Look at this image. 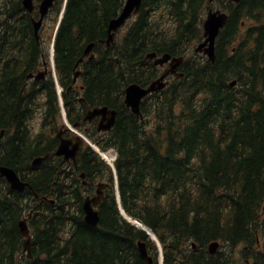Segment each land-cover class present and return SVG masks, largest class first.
<instances>
[{
	"label": "trees",
	"instance_id": "obj_1",
	"mask_svg": "<svg viewBox=\"0 0 264 264\" xmlns=\"http://www.w3.org/2000/svg\"><path fill=\"white\" fill-rule=\"evenodd\" d=\"M124 3L56 0L42 26L43 32L52 26L51 42L55 36L69 121H81L97 106L117 110L111 130L92 124L87 132L102 151H117L115 175L87 142L78 166L56 156L33 164L57 147V82L52 72L30 82L49 45L37 41L23 0H0V132L6 135L0 165L30 183L20 192L0 178V264H160L157 242L125 218L120 205L157 235L163 264H264V0H143L124 37L108 47L109 22ZM215 4L229 17L212 62L190 49L203 39L204 15ZM90 43L96 56L80 63L74 86L76 64ZM152 52L184 56V76H170L166 88L146 96L141 119L126 106L125 93L131 83L147 86L160 75L147 57ZM37 111L39 132L30 123ZM97 178H104V199L93 226L83 203ZM30 212L32 258L20 230ZM139 240L153 262L140 253ZM215 240L224 250L211 255Z\"/></svg>",
	"mask_w": 264,
	"mask_h": 264
},
{
	"label": "water",
	"instance_id": "obj_2",
	"mask_svg": "<svg viewBox=\"0 0 264 264\" xmlns=\"http://www.w3.org/2000/svg\"><path fill=\"white\" fill-rule=\"evenodd\" d=\"M56 0H41L38 4H35V0H23L24 8L34 15V11L36 8L39 10L40 17L37 19L34 16L32 17V22L34 26L35 36L40 42V30L42 28L43 22L45 20L46 15L49 13L50 9L54 6ZM213 1V0H210ZM234 2H239L241 0H232ZM143 4V0H126L120 14L114 18H112L109 22L108 27V37L103 40L106 42L107 46H110L116 38L117 31L126 23V21L133 15L138 14L141 10ZM64 13V10H63ZM228 14L221 9H210L208 14L205 18L203 29H204V40L201 41L195 48V51L200 53H204L208 56L209 60L215 62L217 55H216V41L217 37L220 34L222 28L225 27L228 21ZM95 43H90L84 52V56L80 58V60L76 64V68L80 65L81 62L84 61V57L88 56L90 59L95 58V53L93 52ZM148 58L154 59L155 65L164 66L168 63V67L162 72V74L153 80L149 85L143 86L139 83H131L126 88L125 94V103L126 106L129 107L134 114H136L139 118L144 119V114L142 112L141 106L143 99L150 93L157 92L166 88L168 85V77L170 75H175L176 77H183L184 72L179 71V67L184 62L183 56H173L170 53H165L163 55H158L156 52L149 53L147 55ZM48 65L45 62V69L39 70L37 73H30L28 75V79L34 77L36 79L44 78L45 75L48 73ZM81 74L80 69H76L74 75V83L77 81L78 77ZM237 80L231 82V85H236ZM65 113V112H64ZM96 117H99L97 129L98 131H109L111 130L117 120V110L112 109L108 106H97L91 108L87 111L84 120L85 121H93ZM79 122L73 124V127H78ZM70 127V130L74 128ZM62 136V134L60 133ZM84 139L83 136H77L76 138H61V142L54 152H49L42 156H37L33 160V164H40L43 161L49 159L51 156H64V159L67 161H73L77 164L78 156L81 150L82 140ZM99 151L98 148H96ZM100 154L101 151H99ZM81 177L83 179L86 178V174L82 173ZM0 178H5L7 182L10 184L11 188L20 192H23L30 183L28 181L23 180L18 172L9 166L0 165ZM85 184L87 181L85 180ZM104 183L101 182L98 185L96 194L93 196L88 195L84 199L83 203V210H84V219L85 221L93 226H97L100 222V211L97 208L100 202L104 199V191H103ZM52 202H54L52 200ZM122 214L126 217L130 222L134 223L136 226L144 229L147 233L157 241L158 245L161 247V243L157 238L154 231L140 222L138 219H134L132 216L128 215L126 211L121 207ZM32 217V212L29 213L28 218H24L20 221V230L22 235L26 238L24 242V249L28 253L29 257H33L32 254V235L31 229L29 226L28 219ZM193 246H196V243H193ZM220 247V242L215 240L211 242L208 246L210 254H214L218 248ZM138 249L142 256H144L149 262H153L154 258L150 254L148 250L147 243L143 240L138 241ZM186 264H197L195 262H187ZM205 264H212V263H205Z\"/></svg>",
	"mask_w": 264,
	"mask_h": 264
},
{
	"label": "rangeland",
	"instance_id": "obj_3",
	"mask_svg": "<svg viewBox=\"0 0 264 264\" xmlns=\"http://www.w3.org/2000/svg\"><path fill=\"white\" fill-rule=\"evenodd\" d=\"M211 8H213V9H217V8H219V9H221V10H223V11H226L221 5H219V4H215L214 6H212ZM210 8V9H211ZM209 10V9H208ZM208 10L206 11V13H205V15H204V20H205V18H206V16H207V13H208ZM134 20V17H132V18H130V20H128V22L126 23V25L119 31V33H118V35H117V37H116V39L118 40V41H120L123 37H124V35L126 34V32H127V30H128V28L130 27V25H131V23H132V21ZM50 24H53L52 22H50ZM51 36H52V26L50 25V27H49V29L47 30V31H45V32H43L42 31V33H41V39H42V41H43V44H44V47L46 48L48 45H49V48H48V50H49V56H46V60H51V62H53V64L55 63V58H54V51H55V49L52 47V45H51ZM198 45V43L197 44H195V45H193V47H191V49H190V52L191 53H195V47ZM47 49V48H46ZM189 52V53H190ZM192 55V54H191ZM55 65V64H54ZM42 68L41 69H44V67H43V65L41 66ZM49 68H50V70L53 72V74L55 73L56 74V71H55V67L54 66H52L51 67V65L49 64ZM38 113L36 114V116L34 117V119H32L31 120V124H32V126L34 127V130H35V132H39L42 128V119H41V114L39 113V112H42V111H37ZM64 120H65V117L62 115V117H61V119H60V122H59V126H61V124H64ZM70 122V121H69ZM89 131L92 129V126L90 125L89 126ZM85 136H87L89 139H91L88 135H87V132H82ZM92 140V139H91ZM108 152H110V153H112L113 155L116 153L115 152V149H113V148H111ZM104 160H106V159H104ZM108 160V159H107ZM106 160V162H108ZM102 180H104V178H97L96 179V185H97V183H98V181H102ZM87 194H91V193H86V195ZM222 245V244H221ZM227 249V248H226ZM225 249V250H226ZM220 250H224V247L223 246H221L220 247ZM238 255H240V257H241V253L238 251Z\"/></svg>",
	"mask_w": 264,
	"mask_h": 264
},
{
	"label": "flooded vegetation",
	"instance_id": "obj_4",
	"mask_svg": "<svg viewBox=\"0 0 264 264\" xmlns=\"http://www.w3.org/2000/svg\"><path fill=\"white\" fill-rule=\"evenodd\" d=\"M45 62L46 61H44V68H45ZM167 66V64L165 65V66H163V67H161L162 68V70H163V68L164 67H166ZM48 76H49V72L45 75V77L44 78H41V79H36V78H34V77H32L31 79H29L30 80V82H35V81H37V80H46L47 78H48ZM78 81H79V79H78ZM78 81H77V83H74L73 85L74 86H77V84H78ZM40 114H41V112H39ZM87 113V112H86ZM86 113H85V115H86ZM85 115H84V117H83V119L81 120V121H77V122H79V125H78V129L80 130V131H83V132H88L89 131V126L91 125L92 126V124H96V128H97V125H98V121H99V117H96L93 121H85L84 120V118H85ZM57 137H58V143H57V147L59 146V144H60V142H61V138L62 137H65V138H76L77 137V135H78V133L76 132V131H73V130H70L68 127H66L65 126V124H61V126H59L58 127V130H57ZM60 133L62 134V136L60 135ZM5 130H3L2 131V133H0V138H5ZM57 147H56V149H57ZM85 147V142L84 141H82V144H81V150L83 149ZM55 149V150H56ZM54 150V151H55ZM81 150H80V154H81ZM54 151H52V152H54ZM80 156V155H79ZM51 157H54V155L53 156H51ZM50 157V158H51ZM57 158H62L64 161H65V159L63 158V157H61V156H56ZM79 163V162H78ZM77 166V165H76ZM95 191H96V188L91 192V195H93L94 193H95Z\"/></svg>",
	"mask_w": 264,
	"mask_h": 264
},
{
	"label": "bare ground",
	"instance_id": "obj_5",
	"mask_svg": "<svg viewBox=\"0 0 264 264\" xmlns=\"http://www.w3.org/2000/svg\"><path fill=\"white\" fill-rule=\"evenodd\" d=\"M103 154L108 160L112 161L114 156L110 152L107 151V152H104Z\"/></svg>",
	"mask_w": 264,
	"mask_h": 264
}]
</instances>
